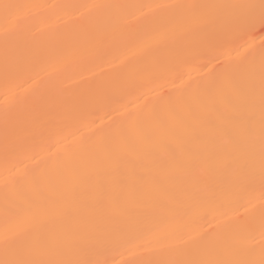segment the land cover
<instances>
[{
    "label": "snow or ice",
    "instance_id": "obj_1",
    "mask_svg": "<svg viewBox=\"0 0 264 264\" xmlns=\"http://www.w3.org/2000/svg\"><path fill=\"white\" fill-rule=\"evenodd\" d=\"M0 52V264H264V0H0ZM108 57L76 95L15 83Z\"/></svg>",
    "mask_w": 264,
    "mask_h": 264
},
{
    "label": "bare ground",
    "instance_id": "obj_2",
    "mask_svg": "<svg viewBox=\"0 0 264 264\" xmlns=\"http://www.w3.org/2000/svg\"><path fill=\"white\" fill-rule=\"evenodd\" d=\"M16 2V0H13ZM18 2L25 3H37V4H81V3H113V4H151L166 2V0H18ZM60 11V10H58ZM122 12L126 15L131 16L135 13V9H125ZM47 16L41 15L36 19V23L40 24L42 27L46 26ZM40 72V78L35 83L25 84L27 80L31 82L32 72L25 73L23 76L16 79V84H23L24 87L20 89L21 93L27 96H31L33 89H43L45 87H50L55 84L58 88L62 89L66 95H76L84 89L94 86L98 81H112L117 78L124 71L123 65L119 62H113L111 57L103 58L98 60L96 63L89 65L85 69L73 71L71 69H66L62 66H57L56 68H49L46 65L41 66L37 69ZM4 76L5 68L2 52H0V167H2V154H3V103H4ZM86 77V79H82ZM25 89L27 91L25 92ZM135 99V93L128 95L124 100V103H129ZM105 111H111V108L101 107V109L96 113L98 116H103ZM115 120H119L120 116L118 113H113ZM95 118V117H93ZM109 121L105 120L104 124H108ZM100 121H97V125ZM95 127L89 128L82 125L79 122H71L66 126L62 132L54 134L52 136L53 143L55 140L59 139L63 135H70L75 133L77 140L84 139L87 140L93 135ZM58 147L63 148V145ZM53 151H56L53 148ZM125 259L132 260L136 257L132 255H127Z\"/></svg>",
    "mask_w": 264,
    "mask_h": 264
}]
</instances>
